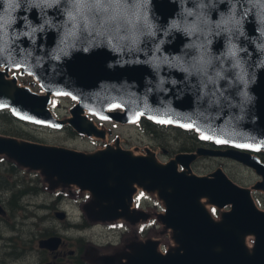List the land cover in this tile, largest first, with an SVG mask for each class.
<instances>
[{
	"label": "water",
	"instance_id": "water-1",
	"mask_svg": "<svg viewBox=\"0 0 264 264\" xmlns=\"http://www.w3.org/2000/svg\"><path fill=\"white\" fill-rule=\"evenodd\" d=\"M11 70L31 76L41 93ZM56 96L75 100L70 117L53 113ZM1 110L90 139L114 134L94 117L194 131L216 148L162 162L150 148L124 149L119 137L82 152L0 135V158L39 172L51 191L89 193L95 222H148L153 214L136 209V197H157L164 211L155 216L173 243L163 252L159 239L133 241L118 264H264V210L254 197L264 193V0H110L99 8L0 0ZM203 157L233 160L260 180L241 186L222 168L198 175L193 164ZM61 240L40 246L56 250Z\"/></svg>",
	"mask_w": 264,
	"mask_h": 264
},
{
	"label": "rangeland",
	"instance_id": "rangeland-1",
	"mask_svg": "<svg viewBox=\"0 0 264 264\" xmlns=\"http://www.w3.org/2000/svg\"><path fill=\"white\" fill-rule=\"evenodd\" d=\"M13 74L17 75L21 85L29 86L35 92L41 93L38 84H34V79L32 77L20 76L19 71L16 70L11 71V75ZM74 105L75 101L70 97L57 96L53 98L51 109L59 119H66L67 117H70V109ZM95 121L99 126L103 124L106 128L112 129L114 134L112 136L108 135L105 140L89 139L77 135L70 127H65L62 131H58L23 121H19L15 125L0 121V129H2L1 131H4L3 128L13 129L14 127H17L28 135L20 139L46 145L66 147L82 152H94L103 149L106 144H112L114 139L118 136L120 138L121 146L124 149L132 150L136 154L143 155L145 154V149L150 148L156 153L157 157L162 162H168L170 159L174 158L175 155L185 152V150L190 149L195 151L198 147L202 146L213 148L208 144H195L197 141L192 138V135L186 133L181 134L179 132L181 129L174 126L163 125L165 127L162 126L161 131L164 132H161L158 137H155L142 130L141 122L135 125H120L111 121H100L96 118ZM1 131L0 135L10 136ZM72 131L75 134H73ZM0 164V167H2L1 171H3V173H0V183L4 184V181H6L11 174L6 173V169L10 168V166H15V164L6 158H0ZM218 168H222L231 179L241 186L251 187L260 180L253 170L229 159L203 157L193 164V170L198 175H208ZM32 175L38 176L36 173ZM12 180L14 181V179ZM34 180L39 187V194H34L33 196L24 199L22 203L18 205V208L11 209L10 224L5 222L0 223V229L5 232L6 237L18 235L14 239L15 243H18L19 246L23 245L25 242L28 247L37 248L38 240L53 233H59L66 237V239L72 243L70 247L73 249L76 248V245H78L80 241H82V236H84V239H86L87 242L95 243L107 242V240H114L116 237L118 238L117 234L109 231L102 232L101 234L99 231L89 230L86 235H83L82 233H78L75 230L76 228H66L67 225L71 224L72 221L74 222V220H77L78 218L70 217L72 221L67 223L55 217L54 213L52 215L49 210L40 208L42 204L54 205L52 204L53 202H58L57 199H61L64 204L71 206L73 209V215H78L80 210L77 203H82L87 200L89 201L90 194L87 192L81 193L76 187L70 189H57L55 191L45 190L47 185L42 181L40 176L34 177ZM9 197H11V195ZM254 197L260 208L264 210V193L259 191L254 192ZM136 203L142 209L153 214V218L150 222L138 225L140 231H142L139 233L140 240H145L147 238L159 239L161 241V250H167L173 242L171 241L169 234H163V228L160 226L155 216L163 211L162 204L158 201L157 197L147 195L146 193H140L137 196ZM208 208L216 218L219 217V210L211 206H208ZM127 230L130 229L127 228ZM3 243V241L2 243L0 242V251H3V248L1 247ZM248 244H253V238L248 239ZM17 253H19V251H17ZM31 256L32 255H28V258L30 259ZM26 262H28V260ZM30 262L32 264L38 262L35 255L30 259Z\"/></svg>",
	"mask_w": 264,
	"mask_h": 264
},
{
	"label": "flooded vegetation",
	"instance_id": "flooded-vegetation-1",
	"mask_svg": "<svg viewBox=\"0 0 264 264\" xmlns=\"http://www.w3.org/2000/svg\"><path fill=\"white\" fill-rule=\"evenodd\" d=\"M1 170L2 167H0V173H3ZM6 170V173L11 174L10 177L4 181V184L0 183V223L5 222L10 224L11 209L18 208V205L21 204L24 199L34 194H39V187L34 177L40 176L42 181L44 180L39 172L21 168L16 164L15 166H10V168ZM35 173L38 174V176L32 175ZM12 179H14V181ZM45 190L50 189L47 186ZM10 195L11 197H9ZM57 200L58 202L52 203L54 205L42 204L40 208L49 210L52 215L54 213L55 217H57L58 213H64V219H62V221L67 223L72 221L70 217L78 218L74 220L77 224L72 221L66 228H76L75 230L83 235H86L89 230H96L101 234L102 232L109 231L117 234L118 238L107 240V242L95 243L87 242L84 236H82V241L73 249L70 247L72 243L69 242L66 237L59 233H53L44 236V238L42 236L43 239L38 240V247L35 248L28 247L25 242L23 245L19 246L18 243H15L14 239L18 235L6 237L5 232L0 229V242H4L1 246L3 251H0V264H32L30 259H32L34 255L38 262L33 264H103V258L106 256H109L110 260L113 262L107 264H118L116 261L122 256L123 252L129 251L127 246L133 241L140 240L139 233L142 231H140L137 225L133 226L124 220L114 223L115 225L111 223L95 222L93 217L87 212V208H85L88 200L77 203L80 210L78 215L72 214L73 209L71 206L64 204L61 199ZM127 228L130 230H127ZM52 237H61L62 239L61 244L56 250H50L40 246L42 240ZM17 251H19V253H17ZM28 255H32L30 259ZM27 260L28 262H26Z\"/></svg>",
	"mask_w": 264,
	"mask_h": 264
},
{
	"label": "trees",
	"instance_id": "trees-1",
	"mask_svg": "<svg viewBox=\"0 0 264 264\" xmlns=\"http://www.w3.org/2000/svg\"><path fill=\"white\" fill-rule=\"evenodd\" d=\"M0 121H2L3 123H11L13 125H15L16 123H18L20 120L17 119L16 117H14L12 115V113L9 111V110H1L0 111ZM141 126H142V130L145 131L146 133L148 134H152L154 135L155 137H158L160 135L161 132H164V131H161V127L163 125L161 124H157V123H154L148 119H142L141 121ZM165 127V126H163ZM2 129H0L1 131ZM4 131H1V132H4L5 134L7 135H10V136H15V137H19V138H24L25 136H28L27 134H25L23 131L19 130L17 127H14L13 129H6V128H3ZM73 132V131H72ZM181 134L183 133H186V134H190L192 135V138H194V140H196L197 143H201V144H206L205 142L201 141L196 135V133L194 131H186V130H180L179 131ZM73 134H75L73 132ZM193 150H185V152H191ZM259 155L261 156V158L263 159L264 161V153H259Z\"/></svg>",
	"mask_w": 264,
	"mask_h": 264
},
{
	"label": "snow or ice",
	"instance_id": "snow-or-ice-1",
	"mask_svg": "<svg viewBox=\"0 0 264 264\" xmlns=\"http://www.w3.org/2000/svg\"><path fill=\"white\" fill-rule=\"evenodd\" d=\"M88 2L99 8L101 6L107 5L110 2V0H88Z\"/></svg>",
	"mask_w": 264,
	"mask_h": 264
},
{
	"label": "bare ground",
	"instance_id": "bare-ground-1",
	"mask_svg": "<svg viewBox=\"0 0 264 264\" xmlns=\"http://www.w3.org/2000/svg\"><path fill=\"white\" fill-rule=\"evenodd\" d=\"M263 160V159H262Z\"/></svg>",
	"mask_w": 264,
	"mask_h": 264
}]
</instances>
